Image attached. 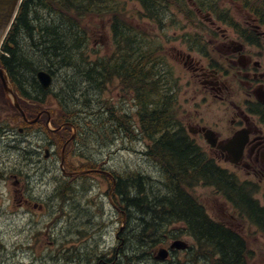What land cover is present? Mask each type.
<instances>
[{
    "label": "flooded vegetation",
    "instance_id": "1",
    "mask_svg": "<svg viewBox=\"0 0 264 264\" xmlns=\"http://www.w3.org/2000/svg\"><path fill=\"white\" fill-rule=\"evenodd\" d=\"M258 14V18L242 19L244 28L236 35L224 29L222 35L206 38L209 50L203 54L179 50L188 69L181 79L185 95L183 114L190 113L189 120H180V135L199 144L196 150H202L217 164L245 170V180L257 184L264 197V9ZM129 63L134 72L135 63ZM140 69L144 71L143 67ZM131 79H137L135 73ZM146 96L150 97V91H146ZM25 111L0 113L3 208L12 197H18L21 213L27 217L24 231L36 233L28 225L36 221L31 216L33 207L40 209L41 216L48 220V233L57 235L62 227L71 235L72 173L79 170L77 165L73 166L71 115L60 118L53 103L47 107L28 106ZM144 130L149 131L146 127ZM188 150L194 152L190 146ZM88 166L90 172L85 175L107 173L98 163ZM123 193L127 195L128 189ZM38 197H44L42 202L35 201ZM61 242L51 243L57 247ZM69 246L68 251L60 252L63 257L52 251L44 261L55 259L72 264L71 243ZM102 261L103 258H93L90 264Z\"/></svg>",
    "mask_w": 264,
    "mask_h": 264
},
{
    "label": "rangeland",
    "instance_id": "2",
    "mask_svg": "<svg viewBox=\"0 0 264 264\" xmlns=\"http://www.w3.org/2000/svg\"><path fill=\"white\" fill-rule=\"evenodd\" d=\"M188 1L181 0L180 4H185ZM218 1L231 2L232 0ZM124 3V7L127 9L124 14L125 22L143 31L144 34L156 38L154 40L156 45L159 46V53L173 73L172 81L168 84L175 96L171 99L173 113L177 115V119L181 120L182 123L189 120L190 113L187 112V115L183 114L184 102H182V97L185 95L184 89L181 90L185 60L184 58L181 59L178 53L179 49L191 50L184 34L187 32L200 34L202 27L199 21L196 20L199 25L194 24L188 19L185 12L179 10L177 4H175L167 10L169 18L163 28L160 25L156 27L143 18L140 3H136L134 0H126ZM83 25L88 31L89 50L105 58L111 57L114 53V48L110 23L104 21L102 17L93 16L83 22ZM161 29H164L165 33L162 32L160 35ZM74 75L77 76L73 78L77 91L78 81H82V79L79 80L78 73L75 70H73L72 74L60 69L57 70L55 84L57 96H60L63 103H67L73 111L83 113L85 116H79L82 119L91 121L92 112L96 111L93 112L95 113L93 116L94 122L85 124L88 131L79 139L78 150L89 158L94 156V159L98 158L101 160L102 155H106L105 160H108L109 170L117 175L136 176L140 173L155 179L161 178V168L145 153L149 140L144 137L137 138L136 132L130 133L124 127L119 130L116 128L121 125L120 123L127 124V121H125L127 119L124 116L125 112L130 115L128 120L133 119V115L137 119L136 103L132 101L128 94V91L131 90L128 89L130 86L125 85L120 79L114 78L110 83H106V87L103 90L102 87L84 80L80 91L78 93L75 91L70 96L64 79L68 76L72 79ZM85 75L87 77V74ZM93 77L95 79L96 76L93 75ZM168 77L170 78L167 75L166 79ZM131 91L134 92V90ZM74 101L79 102V106H75ZM7 105L6 108H9ZM99 108H101V113L97 112ZM108 108H111L115 119H118L113 127L107 122H105L104 126L102 121H98V114H101V117H99L101 120L102 118L107 119L106 111ZM100 131L101 134L99 133ZM114 133L118 135V139L115 140L116 145H119L118 149L116 147L113 149L112 147L113 138L111 136ZM229 170L238 174L241 179L244 178V171ZM155 184L162 186L160 183ZM75 185L70 202L73 214L71 235H68L67 232L60 235L62 242L57 247L51 243L56 238L48 233L47 219L40 217L38 212L34 210L31 216L36 221L35 223H28V225L33 226L36 233L32 234L24 231L22 226H27L25 223L27 217L21 213L23 209L18 205L19 200L16 197H12L16 202V206L11 205L12 211L10 212L5 210V207L3 208V199L0 198V264H53V261L45 262V257L52 251L55 254L68 251L69 243H71L73 252L77 254L83 251L81 254L94 255L100 249L107 253V257L112 258L115 255L113 247L119 244V241L115 238V235H117L115 232L117 227L121 226V218H119L118 213L113 210L112 205L108 201L110 185L96 176L91 179H85L79 185L75 183ZM148 191L151 192L150 186ZM193 192L206 205L212 217L227 224L247 238L249 248L252 247L256 251L253 255L256 258L255 263L264 264V234L258 227L253 225L246 217L240 215L224 196L214 188L201 185L194 188ZM259 195L260 197L256 198L262 203L264 197H262L261 192H259ZM43 199L44 197H38L35 201L40 203ZM15 202L12 203L15 204ZM52 209H54L53 206ZM134 225L137 227L135 222ZM178 238L185 239L191 244L193 242L192 238L186 234H182ZM13 243H17L19 246L13 247ZM120 252L126 254L121 249L119 254H121ZM40 257L41 260L39 259ZM61 257H63L62 254ZM146 258L143 264H149L151 261ZM175 259L183 261L186 257L181 252L174 255L173 260ZM72 264H75V262ZM76 264H78V258ZM165 264H168V262Z\"/></svg>",
    "mask_w": 264,
    "mask_h": 264
},
{
    "label": "trees",
    "instance_id": "3",
    "mask_svg": "<svg viewBox=\"0 0 264 264\" xmlns=\"http://www.w3.org/2000/svg\"><path fill=\"white\" fill-rule=\"evenodd\" d=\"M146 9V16L153 17L166 5L176 0H140ZM122 0H24L16 22L4 44V54L0 63L8 70L12 80L19 88L30 95L27 90L37 89L38 82L35 73L38 69L46 67L56 71L60 69L67 73L75 70L79 75L78 89L76 91L73 78L65 80L66 87L72 89V93L80 91L83 81L87 77L101 82V73L98 64L94 63L88 69L83 65L84 50L88 41V31L83 25L93 16L114 18L125 36L132 35L130 28L124 26L115 15H122L120 9ZM116 16V17H117ZM135 37L140 34L135 31ZM138 42V38H137ZM142 48H137L141 55ZM140 51V52H139ZM143 52V51H142ZM144 58V52L142 55ZM127 71L132 69L129 63ZM156 64L151 69L141 71L140 63L136 62V69L146 78H154L157 74ZM92 67V69H91ZM111 67V65H108ZM95 75V79L93 77ZM159 79L154 78V81ZM154 102L157 103L156 100ZM162 106L148 113L149 118L143 119L144 127L150 133H162L167 131L160 139L159 147L166 154L159 153V158L167 164H163L170 174V183H161L159 192L143 190L137 181L131 179L124 188L128 193H136V198L123 197L126 207L134 204L136 209L135 223L138 226L134 231V237L126 241L131 242V252L116 254L105 264L137 263L146 258L143 243L161 240L164 232L161 228L168 227L173 222H185L184 228L196 237L198 241L210 242L220 252L221 264H239L244 259L242 239L238 233L230 228L213 221L205 208L184 189V184H193L194 181L203 179L208 183H222L223 173L220 169L208 161L200 152L189 151V145L177 132H169L172 127L166 125L167 117ZM169 130V131H168ZM142 189V191H141ZM162 191V192H161ZM247 201L246 197H242ZM133 206V205H132ZM250 216L264 227V209L249 210ZM137 243V244H135ZM126 244V243H125ZM118 257V258H117Z\"/></svg>",
    "mask_w": 264,
    "mask_h": 264
},
{
    "label": "water",
    "instance_id": "4",
    "mask_svg": "<svg viewBox=\"0 0 264 264\" xmlns=\"http://www.w3.org/2000/svg\"><path fill=\"white\" fill-rule=\"evenodd\" d=\"M22 1L23 0H0V48L15 21V18L18 14ZM0 76L3 80L4 88L7 95L10 96L12 99H14V102L16 103V105H18L16 95L14 94V91L10 86L8 76L7 74H5L2 68H0ZM38 76L44 87H48L52 82L51 75L45 71H40ZM186 246L187 244L184 241L177 240L174 242L172 247L185 248ZM167 254H168L167 250L163 249L160 251L158 257L166 258Z\"/></svg>",
    "mask_w": 264,
    "mask_h": 264
},
{
    "label": "bare ground",
    "instance_id": "5",
    "mask_svg": "<svg viewBox=\"0 0 264 264\" xmlns=\"http://www.w3.org/2000/svg\"><path fill=\"white\" fill-rule=\"evenodd\" d=\"M141 191H142V189H141ZM146 250V249H145ZM118 258V257H117Z\"/></svg>",
    "mask_w": 264,
    "mask_h": 264
}]
</instances>
